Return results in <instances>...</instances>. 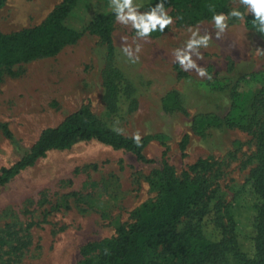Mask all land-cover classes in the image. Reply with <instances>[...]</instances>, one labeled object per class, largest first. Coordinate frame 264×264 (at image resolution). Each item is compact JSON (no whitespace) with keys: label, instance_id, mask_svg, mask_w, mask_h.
<instances>
[{"label":"rangeland","instance_id":"rangeland-1","mask_svg":"<svg viewBox=\"0 0 264 264\" xmlns=\"http://www.w3.org/2000/svg\"><path fill=\"white\" fill-rule=\"evenodd\" d=\"M59 1L6 0L0 8V31L39 23ZM233 8L245 12L238 0H228V9L223 13ZM85 10L88 11L86 6ZM166 10L169 14L170 7L166 6ZM139 11L146 10L140 7ZM170 16L174 22L163 33L153 32L147 40L137 39L135 43V30L114 17L111 64H107L105 43L97 34L86 31L54 55L1 70L0 167L13 165L29 152L42 129L57 125L83 105L107 127L123 135L133 136L136 131L141 136L164 135L167 148L162 156L160 139H152L144 148L151 161H141L130 150L96 139L47 150L0 185V264H80V249L85 243L113 235L118 225L132 220L134 207L155 197L149 178L153 169L162 166L163 159L181 175L200 157H208L211 163L210 169L201 171L211 190L209 209L214 211L217 204H222L214 212L225 221L224 209L231 204L240 246L249 252L251 200L244 186L256 162V138L252 131L225 122L201 136L192 121L199 113L225 115L230 120V116L241 118L234 108L233 115L228 114L232 94L241 78L252 91L264 82V54L256 51H264V34L247 28L244 20L231 18L222 39H217L212 18L188 23ZM190 27H199L201 35H212L209 46L200 49L203 59L196 61L206 68L210 80L199 77L194 69L184 71L174 62L173 50L188 40ZM125 37L133 49L136 44L141 46L135 63L122 51ZM107 66L119 69L132 83L128 82L130 89H123L124 80L115 75L108 97L110 105L106 106L102 83ZM32 68L46 72L49 86H43L46 82L42 83V78L39 83L35 81L36 87L28 84L35 74ZM178 69L184 75H178ZM61 83L72 84L74 94H60ZM31 103L35 110L26 114L20 106ZM25 115L27 124L23 123ZM3 124L11 137L5 135ZM185 134L186 146L182 150L179 142ZM215 214L209 213L203 224L212 236L219 230ZM189 220L193 215L183 216L178 229ZM226 259L232 262L231 252Z\"/></svg>","mask_w":264,"mask_h":264},{"label":"trees","instance_id":"trees-1","mask_svg":"<svg viewBox=\"0 0 264 264\" xmlns=\"http://www.w3.org/2000/svg\"><path fill=\"white\" fill-rule=\"evenodd\" d=\"M5 1L0 0V8ZM159 2L134 0L136 5L146 11ZM164 2L170 7V15L188 23L212 18L210 6H214L215 13L228 9V0ZM114 17L109 0H60L39 23L10 32L0 31V75L3 68L15 63L56 54L64 45L75 42L86 31L97 34L105 43L107 64H111V26ZM253 19L252 13L246 14L244 24L255 30ZM175 66L178 67L177 64ZM177 74L182 76L184 72L178 69ZM115 75L124 80L123 89H130V82L119 69L114 66L105 67L102 86L106 106L114 88ZM236 86L228 114L233 115L234 108L242 114L239 115L241 118L230 116V120L225 115L199 113L193 117L192 126L199 135L204 136L213 127L225 122L229 126L237 125L252 131L256 138V162L250 168L244 186L251 200L249 252L240 246L237 219L231 204L224 209L225 221L221 214L214 212L222 204H217L214 211L209 209L211 190L207 177L201 173L211 168L208 157L197 158L181 175L176 174L174 168L163 159L162 166L153 169L149 178L150 185L156 191L155 197L134 207L131 210L132 220L118 225L113 235L85 243L80 249V264H220L223 261L224 264H264V82L254 91L243 84L242 78ZM2 129L7 137L12 136L5 124ZM186 137V134L183 135L179 142L182 150L186 146ZM155 138L160 139L164 147L161 155L165 156L167 146L164 135H142L141 146L137 147L132 136L107 127L87 105H83L67 114L57 125L42 129L29 152L13 165L0 167V185L20 169L32 164L47 150L66 148L78 140L96 139L114 148L130 150L141 161H151L146 158L144 148ZM209 213L216 215L219 229L213 236L206 231L207 226H203L207 223L204 220ZM185 215H193V220L178 229V223ZM229 252L232 254V262L227 263L226 255Z\"/></svg>","mask_w":264,"mask_h":264},{"label":"clouds","instance_id":"clouds-1","mask_svg":"<svg viewBox=\"0 0 264 264\" xmlns=\"http://www.w3.org/2000/svg\"><path fill=\"white\" fill-rule=\"evenodd\" d=\"M239 4L245 9L241 12L236 8L231 9L228 13H215L214 6H210L209 10L213 12L212 23L214 26L215 36L217 39H222L223 34L228 29V21L231 18H236L243 21L245 15L252 13L254 19L252 20L253 27L259 33L264 34V0H238ZM110 6L115 13V19L118 23L131 26L135 30V37L133 43L137 39L147 40L153 32L157 30L161 33L173 24V17L168 14L164 0H160L154 7H150L148 11H139L140 5L134 4V0H110ZM182 19V17H179ZM191 33L185 44L173 50L172 56L174 62L184 70L188 71L194 69L197 75L201 78L211 79L206 68L200 67L197 64L198 59H203L200 52L201 48H207L212 35L208 32L200 34V29L197 27L195 30L189 28ZM123 46L122 51L129 61L135 63L139 60L137 55L141 46L136 44L135 49L127 43V38H122ZM259 54H264V51L256 50ZM195 57L196 59H193ZM122 132V131H118ZM133 142L137 147L141 146V135L139 131L133 133Z\"/></svg>","mask_w":264,"mask_h":264},{"label":"bare ground","instance_id":"bare-ground-1","mask_svg":"<svg viewBox=\"0 0 264 264\" xmlns=\"http://www.w3.org/2000/svg\"><path fill=\"white\" fill-rule=\"evenodd\" d=\"M106 66V65H105ZM104 71V70H103ZM131 71H132V69H131ZM31 72H33V73H35L34 74V76H33V78H31V81H30V83H28V84H30V86L31 87H36V86H38V84H36V82H40V78H42V83L43 82H46L45 84H43V86H45V87H47V85L49 86V83L47 82V74H46V72L43 70V69H38V68H32L31 69ZM37 72V73H36ZM64 75H66V76H68V73L67 72H65V74ZM28 76V75H27ZM63 77V76H62ZM126 79L130 82V83H132V80H131V78L129 77V76H126ZM56 80V79H55ZM36 81V82H35ZM88 82L90 83V81L88 80ZM74 85V84H73ZM54 86H55V84H54ZM60 86V88L61 89H59V92H60V94H62L64 97H68L69 95H71V92H72V84H70V85H65V84H60L59 85ZM73 93V92H72ZM37 94V90L36 91H34V93H33V95L34 96H37L36 95ZM74 94V93H73ZM103 98V97H102ZM8 102V101H7ZM20 108L21 109H24L25 110V112H26V114L27 113H33L34 112V110H35V105L33 104V103H31V104H29L28 106H25V107H22V106H20ZM23 123L24 124H27L28 122H27V120H26V115L25 116H23Z\"/></svg>","mask_w":264,"mask_h":264}]
</instances>
